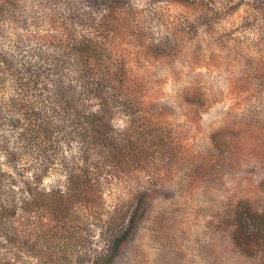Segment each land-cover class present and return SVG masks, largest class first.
Here are the masks:
<instances>
[{
    "label": "rangeland",
    "instance_id": "374dc122",
    "mask_svg": "<svg viewBox=\"0 0 264 264\" xmlns=\"http://www.w3.org/2000/svg\"><path fill=\"white\" fill-rule=\"evenodd\" d=\"M19 35L102 43L134 106L113 124L144 149L102 170L96 213H78H94L86 244L60 230L36 249L24 226L0 264H264V226L246 248L232 238L234 208L264 209V0H0V46Z\"/></svg>",
    "mask_w": 264,
    "mask_h": 264
},
{
    "label": "trees",
    "instance_id": "16d2710c",
    "mask_svg": "<svg viewBox=\"0 0 264 264\" xmlns=\"http://www.w3.org/2000/svg\"><path fill=\"white\" fill-rule=\"evenodd\" d=\"M11 44L0 46V245L22 242L24 226L35 236L36 249L43 243L51 251L60 230L63 238L86 244L89 237L79 238L78 229L92 223L100 204L95 200L102 170L136 162L137 151L144 149L128 135L130 128L113 124L116 105L134 108L130 89L122 71L104 63V45L95 37L19 35ZM134 200L135 219L146 198ZM88 208L94 213L78 214ZM232 214V238L246 248L263 229L264 209L239 204ZM88 259L87 252H79L64 264ZM105 260L98 257L92 264Z\"/></svg>",
    "mask_w": 264,
    "mask_h": 264
}]
</instances>
